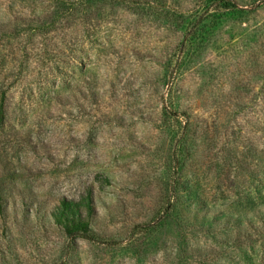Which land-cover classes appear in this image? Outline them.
<instances>
[{"label":"rangeland","instance_id":"rangeland-1","mask_svg":"<svg viewBox=\"0 0 264 264\" xmlns=\"http://www.w3.org/2000/svg\"><path fill=\"white\" fill-rule=\"evenodd\" d=\"M234 1L246 13L209 0H99L46 37L21 32L0 43V187L13 200L0 215V264H264V217H254L264 212V4ZM43 10L0 0V22L8 21L0 32ZM193 24L201 44L173 79ZM178 102L197 133L183 186L212 214L251 219L256 229L229 235L186 214L142 228L176 177L163 109ZM87 187L95 229L112 243L67 238L50 216Z\"/></svg>","mask_w":264,"mask_h":264},{"label":"trees","instance_id":"trees-1","mask_svg":"<svg viewBox=\"0 0 264 264\" xmlns=\"http://www.w3.org/2000/svg\"><path fill=\"white\" fill-rule=\"evenodd\" d=\"M26 2L28 7L36 5L39 8H44L42 12L27 15V18H23L21 15L15 16L10 23L17 25L12 32L9 29L7 33L0 32V43H9L11 40H18L22 37V33H26L24 36L30 41H35L37 36H48L51 32L61 29L62 22L67 23L68 21L74 20L73 15L76 10L88 11L89 7L95 4L99 0H20ZM106 1V0H101ZM210 4L216 6V9H225L233 12H245L244 8L238 6L234 0H209ZM260 1L264 4V0H254V7ZM157 3L153 2L148 9L158 11ZM144 5L140 2L137 6ZM50 7L52 11L50 10ZM46 10V11H45ZM246 13V12H245ZM82 19V18H81ZM20 21H24V28L18 26ZM83 21H90V14L83 15ZM8 21H6L7 23ZM6 23L0 22V30L6 29ZM22 32V33H21ZM202 35L199 30L198 24H193L188 32L186 38L178 47L176 54V60L173 71L170 72L171 77L176 79L180 76L181 70H184L187 66L192 64L195 59L194 50L199 48L201 43H197L198 36ZM264 40L261 41V50L264 51ZM195 46V48H194ZM192 47L193 51L189 49ZM47 59V57H46ZM18 78V77H17ZM171 91H167L166 94L170 96ZM164 96V95H163ZM169 98V97H168ZM165 116L172 120L173 125V137H174V153L176 158L175 171L176 177L174 178L170 195L167 203L164 204L156 215V218L149 222L146 226H142L143 229L149 230L154 227H161L167 218H179L180 215L186 214L189 218H197L199 222L207 221L212 219L216 224L215 228H219L220 231H228L229 235L234 234L236 236L243 232L245 227L251 230L256 229L254 227V221L248 218H240L236 216L224 215L218 217L212 214L210 206L207 204L206 199L201 196H195L191 193L192 189L183 186L182 180L183 173H181L186 167L187 149L190 146L192 136L196 135L194 128L192 127L191 114L188 109L180 107L179 102L175 106H165L163 109ZM7 120V98L6 93H0V128L5 124ZM10 199L0 187V215L2 216L8 204L12 203ZM97 205L96 199L93 194L92 187H87L82 194L77 198L67 199L62 198L56 205L51 209L50 216L53 222L60 227L65 233L67 238L72 240L82 238L89 241L99 242L103 244L112 243L109 240L103 239L99 236L95 229L94 223L97 216ZM258 219L264 217V212L258 211L255 213ZM247 217V216H245ZM241 232V233H240Z\"/></svg>","mask_w":264,"mask_h":264}]
</instances>
